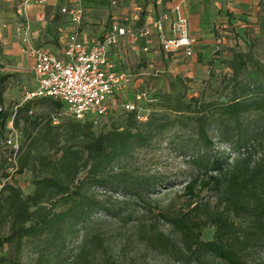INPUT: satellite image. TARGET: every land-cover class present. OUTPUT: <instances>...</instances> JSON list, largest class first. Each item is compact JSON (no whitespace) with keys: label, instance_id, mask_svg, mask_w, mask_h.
I'll return each instance as SVG.
<instances>
[{"label":"trees","instance_id":"obj_1","mask_svg":"<svg viewBox=\"0 0 264 264\" xmlns=\"http://www.w3.org/2000/svg\"><path fill=\"white\" fill-rule=\"evenodd\" d=\"M257 25L264 31V6L257 14ZM249 61L250 51L234 52L227 62L231 71L228 82L234 89L226 102H208L202 97L184 100L183 94H165L161 100L154 96L158 104L143 105L146 120H140L138 110L127 111L122 127L108 124L96 128L89 121L73 119L57 125L52 124V118L30 121L27 114L35 103L52 102L57 109L63 106L49 98L25 100L12 113L0 109L1 126L12 117L19 129L23 121L20 131L25 143L7 153L8 158H14V172L29 170L33 175V189L27 196L9 183L0 190V264H43L50 262L49 256H67L68 247L97 221L94 216L100 206L83 192L87 181L99 187L109 185L139 199L149 193L159 177L116 171L114 165L175 128L192 127L204 145H211L207 131L210 121L235 125L238 138L233 145L240 155L231 162L224 155L214 154L195 160L197 173L184 186L190 210L174 216L160 213L170 233L155 230L149 237L145 233L141 236L154 248L173 245L176 264H256L250 256L264 251V156L253 159L255 147L249 143H261V133L252 131L244 137L240 117L252 111L264 114V94L246 86L236 90ZM7 78L0 76V104L1 86ZM222 139L229 141L228 137ZM50 151L56 155L51 156ZM82 172L85 176L80 179ZM203 191L214 201L199 198ZM193 214L199 215L191 218ZM206 227L214 228L208 241L201 239ZM39 237L46 238V245L35 250V262H23L20 254L24 241ZM56 264L64 263L59 259Z\"/></svg>","mask_w":264,"mask_h":264},{"label":"rangeland","instance_id":"obj_2","mask_svg":"<svg viewBox=\"0 0 264 264\" xmlns=\"http://www.w3.org/2000/svg\"><path fill=\"white\" fill-rule=\"evenodd\" d=\"M255 1V0H254ZM46 2L39 6L43 12L40 34L44 38L51 34V19ZM253 7L259 6L255 13L256 22H248L241 31L240 40L234 39L232 46L227 47L223 54L218 53L216 63L208 69V73H202V79L195 82H187L185 85L175 82L169 85L171 95L183 94L184 100L192 97H202L205 101L213 103H224L232 96L234 86L228 82L231 71L227 68L234 52H251V61L247 63L246 69L239 76L238 88L246 86L249 91L256 90L264 94V31L257 25V14L264 6V0H256ZM23 9L15 13L13 5L0 6V76H8L3 82L2 103L0 109L6 113H12L15 108L25 102V94L34 86L32 72V60L27 53L31 44L29 31L30 24L24 18ZM10 14V15H9ZM11 16V17H10ZM219 16V15H218ZM10 34V35H9ZM6 35H9L6 37ZM31 45H30V44ZM40 48V46H38ZM219 52V51H218ZM150 86H144L139 90L151 93ZM167 93L159 95L161 96ZM158 104V103H155ZM127 111L124 108L111 112V127H122ZM114 114V115H113ZM31 120L41 118H52V124L71 120L67 109L62 106L57 109L52 102L35 103L28 112ZM241 129L244 137H249L252 131L261 133L258 137L261 143H249L255 147L253 159L257 160L264 156V114L249 112L240 117ZM23 121L19 129H16L10 117L4 126L0 125V190L6 184H12L20 190L23 196H27L33 189V175L29 170L22 174L14 172V158H8L7 153L18 150L25 143V137L21 133ZM31 129V125L29 127ZM98 132V130H95ZM208 136L212 139L211 145H204L197 137L192 127L175 128L162 136L153 139L145 148L136 150L127 158L121 159L114 167L123 169L131 174L157 175L158 181L148 194L139 199L124 195L109 185L99 187L87 181L83 192L98 202L100 208L87 231H83L80 237L68 247V255L59 258L64 264H176L172 256H176V248L171 245L168 248L152 247L147 244V239L141 236L145 233L147 237L152 231L161 230L165 234L170 233L167 224L160 220V213H168L171 216L182 214L190 210L188 196L184 192V186L196 175L198 166L195 160L201 157L224 155L228 162L240 154L233 145L238 138L233 123H216L210 121L208 125ZM229 138L225 142L222 138ZM11 139L12 144L6 141ZM224 146V147H221ZM216 147L218 149H216ZM55 156V151L49 152ZM4 174L10 177H4ZM85 172L79 175L83 179ZM199 198L204 201H214V197L203 191ZM199 214H193L194 218ZM160 220V221H157ZM154 226V227H153ZM214 228L206 227L202 230L201 239L204 241L213 238ZM46 238H31L24 241L20 259L23 262H35L36 249L46 245ZM7 251V248H5ZM50 257V262L43 264H56L59 259ZM255 263L264 264V251L250 256ZM206 264H221L217 261H208Z\"/></svg>","mask_w":264,"mask_h":264},{"label":"crops","instance_id":"obj_3","mask_svg":"<svg viewBox=\"0 0 264 264\" xmlns=\"http://www.w3.org/2000/svg\"><path fill=\"white\" fill-rule=\"evenodd\" d=\"M46 1L52 23L51 34L45 38L40 34V28H36L43 19L41 8L33 5L31 0L23 9L24 18L31 26L32 45L29 44L58 56H63L66 41L72 34H76L85 45H91L102 38L112 24L132 29L150 26L149 44L145 43L146 39L135 40L126 36L107 49L106 58L112 65L111 70L132 78L128 87L115 95L111 112L133 103L135 93L145 85L150 86V94L158 98L164 92L170 93L169 85L174 81L182 85L200 81L202 73H208L212 63L217 62V54H223L221 52L232 46L230 38L234 42L240 40L241 31L249 26L246 24L256 22L255 13L260 9L259 6L253 7L256 0H235L232 6L225 0H81L82 22L74 25L60 12L65 5L63 0ZM4 4L13 5L15 13H20V0H0V6ZM176 5L180 6L181 14L189 23L191 56H186L183 49L171 53L163 51L159 33L152 27L154 22L166 16L163 27L169 34Z\"/></svg>","mask_w":264,"mask_h":264},{"label":"built area","instance_id":"obj_4","mask_svg":"<svg viewBox=\"0 0 264 264\" xmlns=\"http://www.w3.org/2000/svg\"><path fill=\"white\" fill-rule=\"evenodd\" d=\"M31 0H20L22 7ZM46 0H33L42 5ZM65 5L60 9L61 14L67 16L74 25H80L84 14L81 0H63ZM229 6L235 0H225ZM175 18L171 23L169 34H166L162 16L152 24L159 33L160 47L165 52H177L183 49L186 56L192 55V40L189 34L188 20L181 14L180 6L173 8ZM150 26L132 29L118 24H112L110 30L97 42L85 45L72 34L66 41L63 56L51 54L40 48H27L32 60V72L35 86L25 94V100L49 98L61 103L71 119L75 121H89L96 128L107 126L110 122L112 102L115 95L128 87L132 78L126 73L111 70L112 65L107 61L106 52L115 46L121 37L135 40L146 39L149 44ZM147 50V48H144ZM156 99L146 90H138L134 101L127 104L126 111L138 110L140 120H146L147 111L143 105L153 104ZM6 143L12 144L9 138Z\"/></svg>","mask_w":264,"mask_h":264}]
</instances>
